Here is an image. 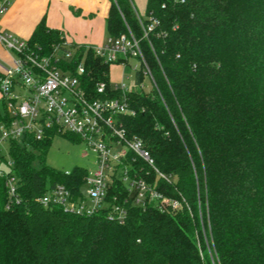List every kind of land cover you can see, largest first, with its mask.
Here are the masks:
<instances>
[{"label": "trees", "instance_id": "1", "mask_svg": "<svg viewBox=\"0 0 264 264\" xmlns=\"http://www.w3.org/2000/svg\"><path fill=\"white\" fill-rule=\"evenodd\" d=\"M110 1L109 35L132 30L153 82L150 92H128L135 114L122 119L166 177L140 158L133 169L182 206H138L115 181L123 221L108 207H45L37 198L58 183L81 194L88 170L50 166L52 137L12 141L23 200L6 208L0 178V264H264V0H147V18L132 0ZM150 17L158 23L146 37ZM61 32L43 19L28 41L49 54ZM75 48L66 64L75 69L85 56L90 94L104 81L106 95L121 96L110 64L93 47ZM136 76L143 82L142 70Z\"/></svg>", "mask_w": 264, "mask_h": 264}, {"label": "built area", "instance_id": "2", "mask_svg": "<svg viewBox=\"0 0 264 264\" xmlns=\"http://www.w3.org/2000/svg\"><path fill=\"white\" fill-rule=\"evenodd\" d=\"M12 1L2 0L0 19ZM150 20L144 27L146 37L158 23L156 18L150 17ZM61 38L49 54H44L41 48L31 46L28 39L0 28V42L14 54L13 63L5 67L0 76V178L5 185L6 208L23 200L11 155L12 141L29 146L31 139L73 133L96 153L97 165L87 171L81 194L75 195L67 185L58 183L37 198L43 206H59L77 215H93L108 207L111 216L123 221L127 208L117 201V193L111 194L114 182L121 181L138 206L146 208L156 203L161 210L179 209L180 199L166 196L133 169V163L140 158L153 166L159 176L166 177L155 167L143 139L130 135L124 125L122 117L135 114L128 99L130 89L124 82L111 83L114 90L121 91V96H108L106 82L99 81L95 96L91 95L82 79L86 73L85 56L75 69L67 66L74 60L76 48L63 32ZM93 49L110 65H126L130 57L138 58L139 70L152 78L141 40L130 28L118 36L108 35L104 44ZM19 89L23 93H19ZM5 143L9 145L10 159L4 155Z\"/></svg>", "mask_w": 264, "mask_h": 264}, {"label": "crops", "instance_id": "3", "mask_svg": "<svg viewBox=\"0 0 264 264\" xmlns=\"http://www.w3.org/2000/svg\"><path fill=\"white\" fill-rule=\"evenodd\" d=\"M2 0H0V3ZM110 0H13L0 19V28L29 39L43 20L61 30L74 44L95 47L108 37ZM14 54L0 42V72L13 63Z\"/></svg>", "mask_w": 264, "mask_h": 264}, {"label": "rangeland", "instance_id": "4", "mask_svg": "<svg viewBox=\"0 0 264 264\" xmlns=\"http://www.w3.org/2000/svg\"><path fill=\"white\" fill-rule=\"evenodd\" d=\"M142 18H147V0H132ZM141 69V61L130 57L128 63H112L110 65V80L114 84H126L130 90L150 92L153 87L152 79L145 76L143 82H137V71ZM23 93L22 89L18 90ZM8 144H4V155L10 159ZM46 162L62 171H72L76 167L92 170L97 165V155L88 144L73 133L55 134L46 154ZM85 190V188H83Z\"/></svg>", "mask_w": 264, "mask_h": 264}]
</instances>
